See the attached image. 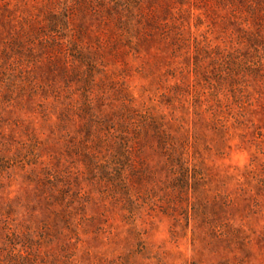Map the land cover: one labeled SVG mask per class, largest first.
<instances>
[{"label":"rangeland","instance_id":"rangeland-1","mask_svg":"<svg viewBox=\"0 0 264 264\" xmlns=\"http://www.w3.org/2000/svg\"><path fill=\"white\" fill-rule=\"evenodd\" d=\"M0 264H264V0H0Z\"/></svg>","mask_w":264,"mask_h":264},{"label":"trees","instance_id":"trees-1","mask_svg":"<svg viewBox=\"0 0 264 264\" xmlns=\"http://www.w3.org/2000/svg\"><path fill=\"white\" fill-rule=\"evenodd\" d=\"M162 132V131H161Z\"/></svg>","mask_w":264,"mask_h":264}]
</instances>
